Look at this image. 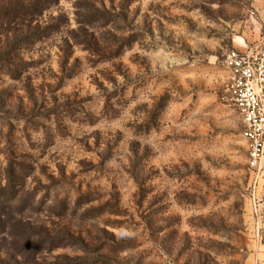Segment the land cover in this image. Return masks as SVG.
<instances>
[{
    "label": "rangeland",
    "instance_id": "rangeland-1",
    "mask_svg": "<svg viewBox=\"0 0 264 264\" xmlns=\"http://www.w3.org/2000/svg\"><path fill=\"white\" fill-rule=\"evenodd\" d=\"M263 40L264 0H0V264H264Z\"/></svg>",
    "mask_w": 264,
    "mask_h": 264
},
{
    "label": "built area",
    "instance_id": "built-area-1",
    "mask_svg": "<svg viewBox=\"0 0 264 264\" xmlns=\"http://www.w3.org/2000/svg\"><path fill=\"white\" fill-rule=\"evenodd\" d=\"M224 66L230 75L229 93L244 126L251 166L264 160V40L229 52Z\"/></svg>",
    "mask_w": 264,
    "mask_h": 264
},
{
    "label": "crops",
    "instance_id": "crops-1",
    "mask_svg": "<svg viewBox=\"0 0 264 264\" xmlns=\"http://www.w3.org/2000/svg\"><path fill=\"white\" fill-rule=\"evenodd\" d=\"M243 45H245V44H243ZM243 45H242V46H243Z\"/></svg>",
    "mask_w": 264,
    "mask_h": 264
},
{
    "label": "trees",
    "instance_id": "trees-1",
    "mask_svg": "<svg viewBox=\"0 0 264 264\" xmlns=\"http://www.w3.org/2000/svg\"><path fill=\"white\" fill-rule=\"evenodd\" d=\"M24 12H25V10H24Z\"/></svg>",
    "mask_w": 264,
    "mask_h": 264
}]
</instances>
